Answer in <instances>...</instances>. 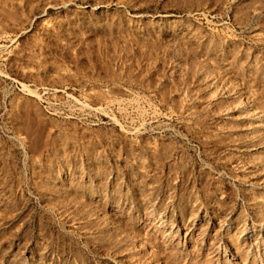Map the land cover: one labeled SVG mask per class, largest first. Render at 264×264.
I'll list each match as a JSON object with an SVG mask.
<instances>
[{"label":"rangeland","instance_id":"obj_1","mask_svg":"<svg viewBox=\"0 0 264 264\" xmlns=\"http://www.w3.org/2000/svg\"><path fill=\"white\" fill-rule=\"evenodd\" d=\"M259 224L264 0H0V264H264Z\"/></svg>","mask_w":264,"mask_h":264},{"label":"bare ground","instance_id":"obj_2","mask_svg":"<svg viewBox=\"0 0 264 264\" xmlns=\"http://www.w3.org/2000/svg\"><path fill=\"white\" fill-rule=\"evenodd\" d=\"M260 230H259V232H263V236H262V238L264 239V224H259V225H256ZM252 234H255V230H253L251 233L249 232V234L248 235H246V234H244V233H242V232H240V236H244V235H246V236H248L247 238H249ZM245 236V237H246ZM246 238V239H247ZM264 240L260 243V246H256V252H257V254H258V247H260V248H262L263 247V252H264ZM226 249V248H225ZM242 251V250H241ZM249 252H250V249H249V251H246L245 253H247V254H249ZM231 255V258L232 257H235V254H230ZM233 261H231V263H232Z\"/></svg>","mask_w":264,"mask_h":264}]
</instances>
